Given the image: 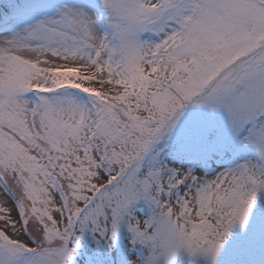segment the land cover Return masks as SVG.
I'll return each instance as SVG.
<instances>
[{"label":"snow or ice","instance_id":"snow-or-ice-1","mask_svg":"<svg viewBox=\"0 0 264 264\" xmlns=\"http://www.w3.org/2000/svg\"><path fill=\"white\" fill-rule=\"evenodd\" d=\"M0 264H264V0H0Z\"/></svg>","mask_w":264,"mask_h":264}]
</instances>
